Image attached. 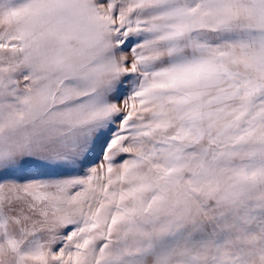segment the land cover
Listing matches in <instances>:
<instances>
[{
	"label": "snow or ice",
	"instance_id": "snow-or-ice-1",
	"mask_svg": "<svg viewBox=\"0 0 264 264\" xmlns=\"http://www.w3.org/2000/svg\"><path fill=\"white\" fill-rule=\"evenodd\" d=\"M0 264H264V0H0Z\"/></svg>",
	"mask_w": 264,
	"mask_h": 264
}]
</instances>
